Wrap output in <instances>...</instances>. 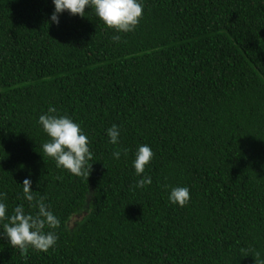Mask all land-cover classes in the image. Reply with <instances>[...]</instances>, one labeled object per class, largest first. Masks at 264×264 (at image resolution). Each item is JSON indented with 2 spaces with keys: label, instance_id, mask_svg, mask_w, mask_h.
I'll list each match as a JSON object with an SVG mask.
<instances>
[{
  "label": "trees",
  "instance_id": "1",
  "mask_svg": "<svg viewBox=\"0 0 264 264\" xmlns=\"http://www.w3.org/2000/svg\"><path fill=\"white\" fill-rule=\"evenodd\" d=\"M141 2L125 34L93 10L56 25L52 0H0V193L9 215L35 214L30 178L60 220L45 229L57 245L27 256L0 224V264H264V0ZM49 106L88 136V178L43 153ZM141 145L154 153L143 189ZM176 186L188 205L169 202Z\"/></svg>",
  "mask_w": 264,
  "mask_h": 264
},
{
  "label": "clouds",
  "instance_id": "2",
  "mask_svg": "<svg viewBox=\"0 0 264 264\" xmlns=\"http://www.w3.org/2000/svg\"><path fill=\"white\" fill-rule=\"evenodd\" d=\"M54 12L50 17L52 23L59 25V17L64 12L81 18L86 16L85 9L93 10L95 15L116 33H130L138 27L144 12L141 0H52ZM119 42L120 36L112 37ZM39 125L49 137V141L42 144L43 153L55 161L57 168L64 169L77 177L88 178L92 169L90 161L93 153L90 150V140L79 124L67 115H59L57 109L49 106L46 114L39 116ZM107 137L112 145L120 144L121 129L113 124L107 129ZM127 156L126 149L113 152V159L119 160L121 155ZM154 153L150 146L141 145L135 151L133 167L141 179L137 188H146L152 184V178L145 175ZM24 199L31 208L37 209L35 214L26 212L23 204L16 206L11 215L8 205L4 202V195L0 193V224L5 237L13 248H18L20 254L27 256L29 249L48 252L58 242L55 231L60 227L59 218L49 210L43 199L36 200L32 191V180L26 178L22 185ZM168 200L172 205L184 207L190 203V189L188 187H171Z\"/></svg>",
  "mask_w": 264,
  "mask_h": 264
}]
</instances>
